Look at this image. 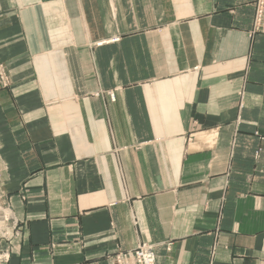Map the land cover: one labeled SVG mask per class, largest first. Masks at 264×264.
<instances>
[{
	"label": "crops",
	"instance_id": "1",
	"mask_svg": "<svg viewBox=\"0 0 264 264\" xmlns=\"http://www.w3.org/2000/svg\"><path fill=\"white\" fill-rule=\"evenodd\" d=\"M254 1L0 0L2 264H264Z\"/></svg>",
	"mask_w": 264,
	"mask_h": 264
},
{
	"label": "built area",
	"instance_id": "2",
	"mask_svg": "<svg viewBox=\"0 0 264 264\" xmlns=\"http://www.w3.org/2000/svg\"><path fill=\"white\" fill-rule=\"evenodd\" d=\"M251 32L253 34L264 33V0L254 1V13H253ZM117 39L118 38H113L110 39V41H116ZM10 86H11V81L7 68L3 63H0V90L6 89ZM106 94L108 95L110 100L114 101L115 94L112 90L107 91ZM5 210H2L1 212V214H3L2 220H5L4 217ZM12 226L14 227V225ZM3 238L5 239V237ZM7 239L8 237H6V240ZM165 245H166V249L169 250L170 244L167 243ZM155 249H156V244L150 242H141L133 249L118 250L111 257H109V261L111 264H156ZM6 259H7V254L0 251V264L4 263Z\"/></svg>",
	"mask_w": 264,
	"mask_h": 264
},
{
	"label": "rangeland",
	"instance_id": "3",
	"mask_svg": "<svg viewBox=\"0 0 264 264\" xmlns=\"http://www.w3.org/2000/svg\"><path fill=\"white\" fill-rule=\"evenodd\" d=\"M2 209H0V240L4 239L3 237H10L12 235V216L8 210H5V220H2L3 214H1ZM4 235V236H2Z\"/></svg>",
	"mask_w": 264,
	"mask_h": 264
}]
</instances>
